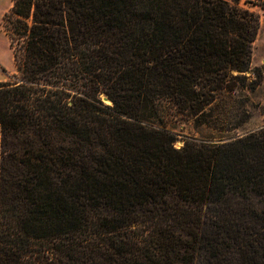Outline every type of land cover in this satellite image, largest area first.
Wrapping results in <instances>:
<instances>
[{
  "label": "trees",
  "instance_id": "16d2710c",
  "mask_svg": "<svg viewBox=\"0 0 264 264\" xmlns=\"http://www.w3.org/2000/svg\"><path fill=\"white\" fill-rule=\"evenodd\" d=\"M260 27L241 0H14L0 264H264V127L178 147L170 124L262 84Z\"/></svg>",
  "mask_w": 264,
  "mask_h": 264
},
{
  "label": "rangeland",
  "instance_id": "374dc122",
  "mask_svg": "<svg viewBox=\"0 0 264 264\" xmlns=\"http://www.w3.org/2000/svg\"><path fill=\"white\" fill-rule=\"evenodd\" d=\"M255 1L241 0L242 7L256 11L261 18L260 31L253 46V67L264 66V10L254 5L253 2ZM1 37L0 54L2 60L7 65L13 66L11 70H8L0 64L1 79L6 81L13 78V74L16 73V66L13 63L7 38L4 34H1ZM101 98L105 103L111 104L107 96L102 95ZM224 99L228 103L227 110L221 113L219 121L212 124L196 127L192 119L181 116L171 117V128L178 135V147H181L188 138H204L220 142L264 127V80L255 91L247 90L233 95L226 94Z\"/></svg>",
  "mask_w": 264,
  "mask_h": 264
},
{
  "label": "crops",
  "instance_id": "0c3cea01",
  "mask_svg": "<svg viewBox=\"0 0 264 264\" xmlns=\"http://www.w3.org/2000/svg\"><path fill=\"white\" fill-rule=\"evenodd\" d=\"M13 1L14 0H0V41H1V34H4L5 37L7 38V41L9 43V48L11 50V53H12V56H13V63L15 64L14 62V53H13V50L12 48L10 47V40L8 38V36L6 35L5 31H4V28H3V18H4V15L6 14L7 11L10 10V8L12 7L13 5ZM0 64H2L6 69L8 70H11L13 68V66H10V65H7L3 60H2V56L0 54ZM13 64V65H14ZM16 66V65H15ZM0 81H2L1 79V75H0Z\"/></svg>",
  "mask_w": 264,
  "mask_h": 264
},
{
  "label": "water",
  "instance_id": "95a60500",
  "mask_svg": "<svg viewBox=\"0 0 264 264\" xmlns=\"http://www.w3.org/2000/svg\"><path fill=\"white\" fill-rule=\"evenodd\" d=\"M112 103V102H111Z\"/></svg>",
  "mask_w": 264,
  "mask_h": 264
}]
</instances>
